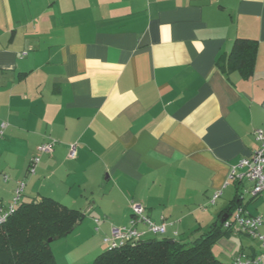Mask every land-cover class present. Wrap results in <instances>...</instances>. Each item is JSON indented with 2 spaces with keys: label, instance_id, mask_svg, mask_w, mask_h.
I'll list each match as a JSON object with an SVG mask.
<instances>
[{
  "label": "crops",
  "instance_id": "1",
  "mask_svg": "<svg viewBox=\"0 0 264 264\" xmlns=\"http://www.w3.org/2000/svg\"><path fill=\"white\" fill-rule=\"evenodd\" d=\"M237 39L255 42L250 76L219 65ZM255 130L264 131V0H0V203L23 181V201L84 213L77 264L108 250L104 238L129 225L133 203L187 242L239 203L264 216V197L241 199L252 185L229 180L258 149ZM260 252L244 233L213 247L228 264Z\"/></svg>",
  "mask_w": 264,
  "mask_h": 264
},
{
  "label": "trees",
  "instance_id": "2",
  "mask_svg": "<svg viewBox=\"0 0 264 264\" xmlns=\"http://www.w3.org/2000/svg\"><path fill=\"white\" fill-rule=\"evenodd\" d=\"M255 55V42L237 39L229 59L221 58L219 65L228 70L237 68L250 76ZM238 206L240 203L232 210ZM84 219V213L48 197L21 201L0 225V264H58L48 240L71 234ZM230 234L223 230V223H217L192 241L165 236L144 240L136 245L108 249L92 264H228L215 257L213 247L221 237Z\"/></svg>",
  "mask_w": 264,
  "mask_h": 264
},
{
  "label": "built area",
  "instance_id": "3",
  "mask_svg": "<svg viewBox=\"0 0 264 264\" xmlns=\"http://www.w3.org/2000/svg\"><path fill=\"white\" fill-rule=\"evenodd\" d=\"M26 56V53L22 55ZM4 127V125H3ZM254 137L258 143V149L251 157L239 160L231 167L229 180L236 184L249 182L252 187L246 190L240 197L241 199L250 198L251 200L264 197V131L255 130ZM56 141H51L41 145L38 148V155L34 157L29 165L28 174H34L35 168L43 154H51L56 146ZM76 154L75 146L71 147L69 158L73 159ZM7 180V178H5ZM25 188L23 181L18 182L15 190V195L12 203L5 208L0 203V225L4 223L15 211L17 206L22 201V196ZM221 196V193H216L211 204H215L216 200ZM129 225L125 227L114 228L111 235L104 238V243L108 249H116L125 245H136L144 241L146 234L153 236L164 237L167 234L168 224L165 221L162 223H154L146 215V208L141 204L133 203ZM144 226L145 231H141L139 226ZM223 230L234 234L244 233L251 239L256 241L261 249V252L255 256L240 254L234 259V264H264V216L251 215L244 207H236L232 215L223 222ZM177 234H175V237Z\"/></svg>",
  "mask_w": 264,
  "mask_h": 264
},
{
  "label": "rangeland",
  "instance_id": "4",
  "mask_svg": "<svg viewBox=\"0 0 264 264\" xmlns=\"http://www.w3.org/2000/svg\"><path fill=\"white\" fill-rule=\"evenodd\" d=\"M23 202V200H22ZM84 221L76 227V229L69 235L60 238L57 241H53L50 246L51 250L56 255L58 264H77V261L83 257H87V247L83 246L82 240H84V231L88 227V223L82 226ZM159 238V236H156ZM175 239V238H174ZM181 240V239H179ZM95 258L91 260V264ZM88 259H86V262Z\"/></svg>",
  "mask_w": 264,
  "mask_h": 264
},
{
  "label": "water",
  "instance_id": "5",
  "mask_svg": "<svg viewBox=\"0 0 264 264\" xmlns=\"http://www.w3.org/2000/svg\"><path fill=\"white\" fill-rule=\"evenodd\" d=\"M228 216H229V215H228ZM228 216H227V218H228ZM227 218H224V219L222 220V223H223ZM69 234H70V232H68L66 235H69ZM59 239H60V237L57 236V237H55V238L49 239L47 243L51 244L53 241H57V240H59Z\"/></svg>",
  "mask_w": 264,
  "mask_h": 264
}]
</instances>
